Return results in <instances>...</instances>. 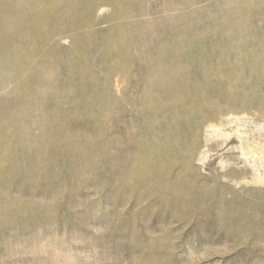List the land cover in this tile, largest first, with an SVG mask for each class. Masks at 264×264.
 Returning <instances> with one entry per match:
<instances>
[{"label":"rangeland","instance_id":"374dc122","mask_svg":"<svg viewBox=\"0 0 264 264\" xmlns=\"http://www.w3.org/2000/svg\"><path fill=\"white\" fill-rule=\"evenodd\" d=\"M204 110L264 122V0H0V264H264Z\"/></svg>","mask_w":264,"mask_h":264},{"label":"bare ground","instance_id":"6f19581e","mask_svg":"<svg viewBox=\"0 0 264 264\" xmlns=\"http://www.w3.org/2000/svg\"><path fill=\"white\" fill-rule=\"evenodd\" d=\"M210 114L211 115L206 114L205 110L199 113V120L201 119V121L206 117L208 118L215 117V119H217L218 121L216 124L207 125L204 131H206L207 133V131L211 127L214 133L219 132V134L225 135L224 126L228 124H236L237 125V135L236 136L239 141V144L237 146V149L239 152L238 156H241L247 162V164L250 167L251 173L253 174L255 179L264 182V122L253 120L251 117H249L248 113L245 111L237 112V116H235L234 112L232 111L222 112L220 110H216V111L213 110L212 112H210ZM235 131L236 130H234V132ZM205 141H206V138L204 140V143ZM243 163L245 162L243 161ZM260 168L263 169L262 171L263 173L262 172L260 173L261 171Z\"/></svg>","mask_w":264,"mask_h":264}]
</instances>
